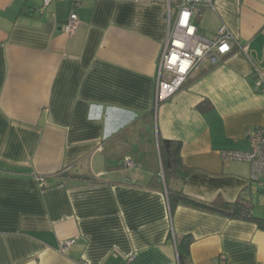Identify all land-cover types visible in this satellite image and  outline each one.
<instances>
[{
  "label": "crops",
  "instance_id": "1",
  "mask_svg": "<svg viewBox=\"0 0 264 264\" xmlns=\"http://www.w3.org/2000/svg\"><path fill=\"white\" fill-rule=\"evenodd\" d=\"M45 1L0 0V264H181L187 236V264H264L255 224L172 209L168 197L249 203L264 218V177L252 181L247 162L223 156L247 152L246 131L264 127V0L202 6L199 34L213 39L226 25L233 50L158 106L169 0ZM73 13L82 25L69 37ZM151 112L156 140L182 145L192 171L184 182L168 186L160 165L163 187H152L137 146L131 166L104 155L107 141Z\"/></svg>",
  "mask_w": 264,
  "mask_h": 264
},
{
  "label": "built area",
  "instance_id": "2",
  "mask_svg": "<svg viewBox=\"0 0 264 264\" xmlns=\"http://www.w3.org/2000/svg\"><path fill=\"white\" fill-rule=\"evenodd\" d=\"M52 0H46L45 6ZM212 6V0H177V12H172V0L168 5V21L170 25L169 39L165 46L159 69V79L156 87L157 106L171 99L183 90L191 73L205 64H216L219 57L230 54L236 37L232 30L223 25L213 39H207L199 34V28L194 18L200 14L202 6ZM82 21L77 13H73L64 24V32L74 37ZM245 49V48H243ZM168 73V77H163ZM262 85L261 79L257 82ZM250 149L247 152L226 151L223 156L228 161L247 162L250 165V178L261 182L264 177V127H251L246 131ZM126 165H133L127 160ZM44 181V179H40ZM75 243L69 240L61 243V249H67Z\"/></svg>",
  "mask_w": 264,
  "mask_h": 264
},
{
  "label": "trees",
  "instance_id": "3",
  "mask_svg": "<svg viewBox=\"0 0 264 264\" xmlns=\"http://www.w3.org/2000/svg\"><path fill=\"white\" fill-rule=\"evenodd\" d=\"M41 11V9H40ZM21 14L39 15L38 10L22 8ZM202 111L206 112L211 105L201 106ZM155 115L148 113L138 119L134 124L124 129L115 137L111 138L104 145V155L107 159L114 158L119 161L118 168L126 166V158L134 152V146H137V153L141 155V161L144 168L154 172L150 185L156 188L163 187V181L158 175L160 165H162L165 175V182L169 186L172 178H178L184 182L192 172L186 169L181 157L182 145L180 142L170 140H156L155 134ZM158 146V148H157ZM131 160V159H130ZM168 197L172 209L179 205L190 206L201 209L206 212L219 213L232 220L247 221L255 224L259 230L264 231V218L257 217L252 212V206L249 203H221L209 205L198 202L190 198L183 191L169 189ZM193 239L190 236L185 237L180 251L181 264H187L186 254Z\"/></svg>",
  "mask_w": 264,
  "mask_h": 264
},
{
  "label": "rangeland",
  "instance_id": "4",
  "mask_svg": "<svg viewBox=\"0 0 264 264\" xmlns=\"http://www.w3.org/2000/svg\"><path fill=\"white\" fill-rule=\"evenodd\" d=\"M172 12H173V14L175 15L176 14V12H177V0H172ZM200 15L198 14L197 16H196V19H201V17H199ZM199 17V18H198ZM238 162H241V161H238ZM256 186H257V183H256ZM258 195V194H257ZM264 211V207L263 206H261V207H257V209H256V212H263ZM254 213V212H253Z\"/></svg>",
  "mask_w": 264,
  "mask_h": 264
}]
</instances>
